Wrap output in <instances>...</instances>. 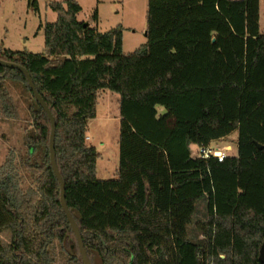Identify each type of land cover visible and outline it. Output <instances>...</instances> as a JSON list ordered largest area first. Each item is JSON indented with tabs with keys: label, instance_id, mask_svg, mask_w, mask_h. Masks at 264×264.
Wrapping results in <instances>:
<instances>
[{
	"label": "trees",
	"instance_id": "16d2710c",
	"mask_svg": "<svg viewBox=\"0 0 264 264\" xmlns=\"http://www.w3.org/2000/svg\"><path fill=\"white\" fill-rule=\"evenodd\" d=\"M260 2L149 0L147 42L129 54L122 26L99 32L78 20L76 0L51 2L57 19L40 25L45 53L0 43V59L28 71L55 118L66 203L92 264H264ZM8 81L32 94L23 165L36 188L24 190L13 155L0 166V264H55L56 243L66 264H84L51 165L49 117L24 74L0 65L6 117L17 115ZM102 90L120 96L119 172L108 180L86 142ZM235 133L236 156H193L192 146Z\"/></svg>",
	"mask_w": 264,
	"mask_h": 264
},
{
	"label": "rangeland",
	"instance_id": "374dc122",
	"mask_svg": "<svg viewBox=\"0 0 264 264\" xmlns=\"http://www.w3.org/2000/svg\"><path fill=\"white\" fill-rule=\"evenodd\" d=\"M65 1L36 0L35 8L29 0H0V37L5 39L6 48L13 51L45 53L44 29L40 28V25L54 23L57 19L56 13L50 8L51 2ZM148 1L76 0L83 7L81 20L89 21L99 32H107L118 26L123 27L126 53L134 52L147 42ZM261 5L264 29V0H261ZM96 11L98 22L93 20ZM7 86L17 115L6 117L0 110V166L13 155L14 164L21 175L22 187L28 191L36 188L35 178L23 165L24 158L28 155L25 137L32 131L29 106L33 98L21 81H8ZM108 93L106 98L108 105L103 108L100 99L98 117L91 121L90 132L87 134L91 138L87 145L95 147L101 155L97 162L100 180L114 179L120 162V96L110 91ZM158 111L161 112L159 109ZM237 138L238 134L235 133L225 140L226 143L232 144L234 149L232 153L235 155ZM196 151L197 147L193 150V156ZM206 211L207 201L203 199L197 205V219L205 220ZM53 250L55 264H66L67 254L57 243Z\"/></svg>",
	"mask_w": 264,
	"mask_h": 264
},
{
	"label": "water",
	"instance_id": "95a60500",
	"mask_svg": "<svg viewBox=\"0 0 264 264\" xmlns=\"http://www.w3.org/2000/svg\"><path fill=\"white\" fill-rule=\"evenodd\" d=\"M0 65L3 66V67H6V68H12V69H17L19 70L20 72H22L24 74V76L26 77L27 81H28V84L30 86V89L33 93V96L35 98V100L41 105V107L45 110V112L47 113L48 117H49V120L51 122V125H52V131H51V140H50V157H51V165H52V168H53V171L60 183V186H61V203H62V206H63V209L67 215V218L71 224V227H72V230L76 236V239H77V243H78V246H79V250H80V253H81V256H82V259L84 261V264H92L89 260V257L87 255V252H86V249H85V246H84V243H83V240H82V236H81V233L79 231V228L67 206V203H66V197H65V184H64V181H63V178L60 174V171L58 169V165H57V160H56V152H55V133H56V122H55V118L53 117V114L51 112V110L49 109V107L46 105L45 101L43 100V98L40 96V94L38 93L36 87H35V84L30 76V74L28 73V71L15 64V63H11V62H7V61H3L0 59ZM261 149V147H260ZM260 261L264 263V246L261 250V253H260Z\"/></svg>",
	"mask_w": 264,
	"mask_h": 264
},
{
	"label": "built area",
	"instance_id": "2783aa9c",
	"mask_svg": "<svg viewBox=\"0 0 264 264\" xmlns=\"http://www.w3.org/2000/svg\"><path fill=\"white\" fill-rule=\"evenodd\" d=\"M233 151L234 149L232 144H228L225 141H219L213 142L207 146L197 147L195 156L201 159L216 158L218 162H223L226 158L234 157L237 155L238 150L236 155L232 153Z\"/></svg>",
	"mask_w": 264,
	"mask_h": 264
},
{
	"label": "crops",
	"instance_id": "0c3cea01",
	"mask_svg": "<svg viewBox=\"0 0 264 264\" xmlns=\"http://www.w3.org/2000/svg\"><path fill=\"white\" fill-rule=\"evenodd\" d=\"M83 12V7H82V11L78 14V16H77V18H78V20L80 21V22H89V21H87V20H81V13ZM57 15V14H56ZM262 5H261V2H260V27H261V32H263L264 33V29H263V21H262ZM90 23V22H89ZM90 25H92L91 23H90ZM0 43L2 44V46L5 48V49H8V48H6V44H5V39H2V37H0ZM137 49H139V48H137ZM136 49V50H137ZM135 50V51H136ZM134 51V52H135ZM124 52L126 53V51H125V44H124ZM133 53V52H132ZM126 54H129V52H127ZM109 91L108 90H102V91H100L99 92V94H98V99H97V117H98V111H99V106H100V104H99V101H100V99L102 100V107L104 108V106L106 107L107 105H108V100L106 99L107 98V96H108V93ZM161 112H160V114H164V112H165V110H164V108H162V107H159L158 108ZM90 124H91V122L89 123V127H88V132H90ZM87 138L88 139H86V142H88V141H91V138H90V136L88 135L87 136ZM196 148V146H192V152H193V150ZM119 164H120V162H119ZM118 172H119V168L118 169H116V172H115V178H117V176H118ZM97 177H98V168H97ZM101 180H103V179H101Z\"/></svg>",
	"mask_w": 264,
	"mask_h": 264
}]
</instances>
